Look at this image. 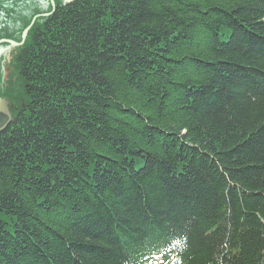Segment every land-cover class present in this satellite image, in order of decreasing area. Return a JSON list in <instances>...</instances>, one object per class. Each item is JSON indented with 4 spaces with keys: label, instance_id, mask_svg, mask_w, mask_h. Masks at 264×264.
Instances as JSON below:
<instances>
[{
    "label": "trees",
    "instance_id": "16d2710c",
    "mask_svg": "<svg viewBox=\"0 0 264 264\" xmlns=\"http://www.w3.org/2000/svg\"><path fill=\"white\" fill-rule=\"evenodd\" d=\"M64 7L0 134V264H264V0Z\"/></svg>",
    "mask_w": 264,
    "mask_h": 264
},
{
    "label": "flooded vegetation",
    "instance_id": "af4514ba",
    "mask_svg": "<svg viewBox=\"0 0 264 264\" xmlns=\"http://www.w3.org/2000/svg\"><path fill=\"white\" fill-rule=\"evenodd\" d=\"M71 0H0V134L30 118L33 64Z\"/></svg>",
    "mask_w": 264,
    "mask_h": 264
},
{
    "label": "rangeland",
    "instance_id": "374dc122",
    "mask_svg": "<svg viewBox=\"0 0 264 264\" xmlns=\"http://www.w3.org/2000/svg\"><path fill=\"white\" fill-rule=\"evenodd\" d=\"M8 221V220H7Z\"/></svg>",
    "mask_w": 264,
    "mask_h": 264
}]
</instances>
